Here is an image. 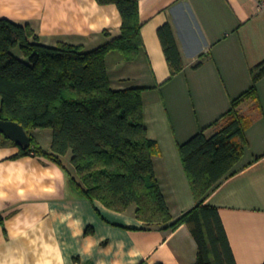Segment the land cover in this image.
Masks as SVG:
<instances>
[{"label":"crops","instance_id":"obj_1","mask_svg":"<svg viewBox=\"0 0 264 264\" xmlns=\"http://www.w3.org/2000/svg\"><path fill=\"white\" fill-rule=\"evenodd\" d=\"M138 12L143 45L133 60L109 52L106 71L113 89L143 88V121L157 144L154 174L176 218L196 203L178 145L202 128L212 135L214 121L252 84L251 69L264 60V12L257 0H139ZM1 18L28 23L45 45L61 41L85 51L118 35L121 25L117 7L96 0H0ZM165 23L183 62L175 74L157 33ZM256 89L258 103L237 106L252 122L235 173L205 200L218 208L236 264L264 263V76ZM19 151L0 133V264L195 262L186 225L142 229L135 205L116 211L90 201L61 165L37 154L12 157ZM62 162L72 169L70 158Z\"/></svg>","mask_w":264,"mask_h":264},{"label":"trees","instance_id":"obj_2","mask_svg":"<svg viewBox=\"0 0 264 264\" xmlns=\"http://www.w3.org/2000/svg\"><path fill=\"white\" fill-rule=\"evenodd\" d=\"M96 1L114 4L121 25L118 35L88 51L61 41L45 45L28 23L0 19V119L21 124L30 135L29 146L12 157L37 154L58 163L77 191L110 209L124 211L134 204L142 229L186 225L197 247L193 264H236L218 208L205 200L235 173L243 155L252 117L239 113L237 106L249 99L258 103L256 82L264 76V60L251 69L250 87L214 121L219 129L207 136L202 128L178 145L196 203L174 218L154 174L157 144L143 121V88L113 89L105 65L109 52L117 50L133 60L143 45L139 0ZM157 33L175 74L183 62L170 24ZM16 47L26 60L13 53ZM35 128L52 130L49 151L31 135ZM68 152L72 169L61 158Z\"/></svg>","mask_w":264,"mask_h":264},{"label":"water","instance_id":"obj_3","mask_svg":"<svg viewBox=\"0 0 264 264\" xmlns=\"http://www.w3.org/2000/svg\"><path fill=\"white\" fill-rule=\"evenodd\" d=\"M0 133L21 149L27 148L30 144V135L21 124L15 121L0 119Z\"/></svg>","mask_w":264,"mask_h":264},{"label":"rangeland","instance_id":"obj_4","mask_svg":"<svg viewBox=\"0 0 264 264\" xmlns=\"http://www.w3.org/2000/svg\"><path fill=\"white\" fill-rule=\"evenodd\" d=\"M13 53L18 56L19 58H22L23 60H26L27 58L21 53L20 49L18 47L13 49ZM32 134L36 139V142L38 145L43 147L45 150H50L51 145V136H52V130L50 128H35L32 130ZM69 155L70 152H68L66 155L62 156V160L64 162L69 161ZM134 205V204H133Z\"/></svg>","mask_w":264,"mask_h":264},{"label":"built area","instance_id":"obj_5","mask_svg":"<svg viewBox=\"0 0 264 264\" xmlns=\"http://www.w3.org/2000/svg\"><path fill=\"white\" fill-rule=\"evenodd\" d=\"M257 9L264 12V0H257Z\"/></svg>","mask_w":264,"mask_h":264}]
</instances>
